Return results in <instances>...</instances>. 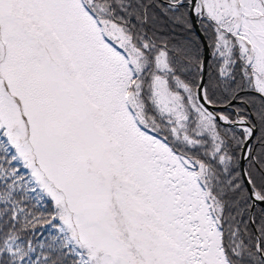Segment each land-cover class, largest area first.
<instances>
[{
  "label": "snow or ice",
  "instance_id": "snow-or-ice-1",
  "mask_svg": "<svg viewBox=\"0 0 264 264\" xmlns=\"http://www.w3.org/2000/svg\"><path fill=\"white\" fill-rule=\"evenodd\" d=\"M0 264H264V0H0Z\"/></svg>",
  "mask_w": 264,
  "mask_h": 264
}]
</instances>
